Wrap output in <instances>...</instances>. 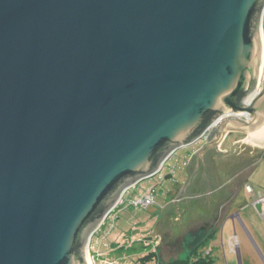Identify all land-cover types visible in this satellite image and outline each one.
Returning a JSON list of instances; mask_svg holds the SVG:
<instances>
[{
    "label": "water",
    "instance_id": "1",
    "mask_svg": "<svg viewBox=\"0 0 264 264\" xmlns=\"http://www.w3.org/2000/svg\"><path fill=\"white\" fill-rule=\"evenodd\" d=\"M263 8L0 0V264H90L126 191L209 128L181 191L202 197L161 220L176 258L264 152Z\"/></svg>",
    "mask_w": 264,
    "mask_h": 264
},
{
    "label": "rangeland",
    "instance_id": "2",
    "mask_svg": "<svg viewBox=\"0 0 264 264\" xmlns=\"http://www.w3.org/2000/svg\"><path fill=\"white\" fill-rule=\"evenodd\" d=\"M202 145L200 141L189 147L177 149L154 177L145 179L126 191L112 209L111 214L91 237L89 249H87L90 264H144L139 259L152 251H156L158 261L146 264H161L162 236L158 222L162 218L163 207L171 198L175 185L185 182L183 180L185 168H182L184 161L190 153ZM262 166L264 168V164ZM262 166L255 172L251 167L247 169L230 196H233L240 186L245 188L247 185L244 184L245 179L250 180L251 183L248 184L252 186L255 193L264 192L262 190L264 185H259L255 180L256 178L259 181L261 173L264 175ZM151 189L154 190L153 203L148 207L135 206L134 204ZM239 194L237 202L232 206L226 203L227 205H224L217 215L216 221L212 223L211 229L202 233L205 235L201 239L207 237L209 239L210 232H214L204 256L208 255L209 250L212 249L216 264H264V235L262 234L264 233V217L259 216L258 205L255 209L253 208L252 198L246 194L245 189L240 190ZM168 202L169 200L166 203ZM206 223L201 228L207 229V225L211 226L210 221ZM201 228L192 230L188 234H194ZM188 234L181 253L164 264H175L187 258L191 250L187 240ZM232 247L235 250L233 252L230 250Z\"/></svg>",
    "mask_w": 264,
    "mask_h": 264
},
{
    "label": "trees",
    "instance_id": "3",
    "mask_svg": "<svg viewBox=\"0 0 264 264\" xmlns=\"http://www.w3.org/2000/svg\"><path fill=\"white\" fill-rule=\"evenodd\" d=\"M189 218V217H188ZM183 223L187 224L189 219L183 218ZM213 225L209 226L207 225L206 228H201L198 232H195L194 234H188L187 240L189 241V248L191 249L188 252L187 258L184 260H179L175 264H216V257L213 255L214 251L212 249L209 250V254L205 255V249L209 247V242L213 238V233L210 232V238H203L206 230H210ZM179 226H176L175 229L178 230ZM180 230V229H179ZM202 234V235H201ZM188 243V242H187ZM144 264L152 261H158L157 253L156 251L150 252L148 255L143 256L140 258Z\"/></svg>",
    "mask_w": 264,
    "mask_h": 264
},
{
    "label": "crops",
    "instance_id": "4",
    "mask_svg": "<svg viewBox=\"0 0 264 264\" xmlns=\"http://www.w3.org/2000/svg\"><path fill=\"white\" fill-rule=\"evenodd\" d=\"M191 154L192 153H190V155H188V157L186 158V160L184 161V163H183V166H182V168H185V177L183 178V180H185V182H187V180H188V167H189V165H190V163H191V161H192V159L190 158L191 157ZM262 164H264V152L263 153H261V155H260V158L258 159V161L253 165V166H251V168L254 170V172H255V170L257 169V168H260L261 166H262ZM249 169V168H248ZM263 170H264V168H263V166H262V172H263ZM247 171V170H246ZM252 171V170H251ZM250 177V176H249ZM248 178V177H247ZM258 178V177H257ZM255 180L259 183V185H264V175L261 173L260 175H259V181H258V179H256L255 178ZM184 182V183H185ZM184 183L182 184H176L175 185V188H173V191H172V194H171V198H169L168 200H169V202L168 203H166L165 202V206L163 207V210H162V218H163V215H164V213H165V210L168 208V206L172 203V200L174 199V197L178 194V193H181V191H182V188H183V186H184ZM248 183H251L250 182V180L249 179H245V182H244V184H248ZM240 190H244V188H243V186H240V188L238 189V191L236 192V193H234V195L233 196H228L224 201H222L220 204H218L217 205V207L213 210V212H212V214H211V216H210V218H209V220L208 221H210L211 222V225H213L212 223H214L215 221H216V218H217V215L222 211L221 209H222V207L224 206V205H227L226 203H229L231 206H232V204H234V203H236L237 202V199H238V196L240 195L239 194V192H240ZM263 191H264V186H263V189H262ZM162 218H160V222H158L159 223V226H161V220H162ZM205 224H207V223H205ZM263 235H264V233H262ZM264 240V239H263Z\"/></svg>",
    "mask_w": 264,
    "mask_h": 264
},
{
    "label": "built area",
    "instance_id": "5",
    "mask_svg": "<svg viewBox=\"0 0 264 264\" xmlns=\"http://www.w3.org/2000/svg\"><path fill=\"white\" fill-rule=\"evenodd\" d=\"M261 29H262V37H263V42H264V8L262 10V15H261ZM208 131H209V128L202 134V136H201L202 141L206 138ZM244 189H245L246 194H248L252 198V204L251 205L253 206V208L255 209L256 206L258 205L259 206V213L258 214H259V216L264 217V192L260 191L258 193H255L252 186H250L249 184H247ZM153 193H154L153 189L149 190L134 205L135 206H143V207L150 206L153 203V200H152L153 199L152 198ZM111 212H110V214H111ZM256 212H258V211H256ZM230 250L232 252L235 251L233 247L230 248Z\"/></svg>",
    "mask_w": 264,
    "mask_h": 264
},
{
    "label": "flooded vegetation",
    "instance_id": "6",
    "mask_svg": "<svg viewBox=\"0 0 264 264\" xmlns=\"http://www.w3.org/2000/svg\"><path fill=\"white\" fill-rule=\"evenodd\" d=\"M208 157V156H207ZM210 157V156H209ZM178 194H180V193H178ZM178 194L175 196V197H177L178 196ZM181 195H183V192H181ZM174 197V198H175ZM202 197V195L200 194V195H196V194H190L189 193V196H187V195H183L182 196V198L179 200V201H177L176 202V198L174 199V201L172 200V203H176L175 205H177V204H180V203H182V202H188V201H190V200H193V199H198V198H201Z\"/></svg>",
    "mask_w": 264,
    "mask_h": 264
},
{
    "label": "bare ground",
    "instance_id": "7",
    "mask_svg": "<svg viewBox=\"0 0 264 264\" xmlns=\"http://www.w3.org/2000/svg\"><path fill=\"white\" fill-rule=\"evenodd\" d=\"M263 62V61H262ZM88 249V248H87ZM87 253H88V251H87Z\"/></svg>",
    "mask_w": 264,
    "mask_h": 264
}]
</instances>
